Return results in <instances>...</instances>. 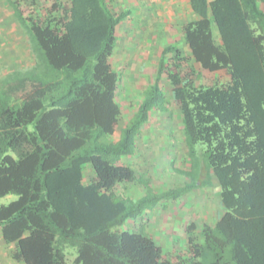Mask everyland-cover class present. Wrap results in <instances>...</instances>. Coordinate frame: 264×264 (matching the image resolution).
<instances>
[{"label":"trees","instance_id":"trees-1","mask_svg":"<svg viewBox=\"0 0 264 264\" xmlns=\"http://www.w3.org/2000/svg\"><path fill=\"white\" fill-rule=\"evenodd\" d=\"M4 1L35 61L0 75V236L9 257L68 264L75 248L73 264H264V0H189L188 53L162 48L119 132L114 0ZM163 79L188 152L207 145L225 210L198 236L189 224L187 249L172 259L152 236L125 229L157 196L118 192L136 178L123 162L148 112L170 105ZM9 195L17 199L2 202Z\"/></svg>","mask_w":264,"mask_h":264},{"label":"rangeland","instance_id":"rangeland-1","mask_svg":"<svg viewBox=\"0 0 264 264\" xmlns=\"http://www.w3.org/2000/svg\"><path fill=\"white\" fill-rule=\"evenodd\" d=\"M143 1L147 3V0H114L111 4L120 16L114 56L111 58L114 69L123 77L117 96L123 111L118 132L144 99L146 94L141 93L153 82L160 52L170 41L168 33L174 31L172 40L180 38L177 27L170 25L172 17L169 15L168 6L165 5L169 0H162L166 1L165 3L158 0L156 12L150 10L151 13L148 8L132 6L133 2L143 6ZM124 8L127 10L124 11ZM187 10L182 7V12ZM11 17L6 1L0 0V75L15 69L26 70L35 62L27 38L19 31ZM149 19L150 23L157 24L156 40H150L148 43L146 41V44L142 40L141 44L137 39H131L134 45L127 47L121 35L125 38L142 36L147 31L144 23ZM166 28L170 31L167 32ZM180 43L184 49L185 43ZM123 59L126 63L134 62L129 65L132 69H129L130 72L135 67L141 69V73H128V76L132 75L134 79L126 78L127 74L120 72L119 69L128 67V63H122ZM192 64L195 69H199L197 64ZM161 88L170 105L162 111L154 108L148 112L147 121L136 137L132 154L123 162L135 169L136 178L134 181L120 184L118 192H123L134 201L144 195H150L148 202H154L151 197L157 196L155 202L158 203L153 207H146L141 214L128 219L125 229L152 236L156 243L163 247L164 257L172 259L175 251L181 253L187 249L189 224H196L198 230L195 235L198 236L204 222L214 223L225 210L218 202L220 186L205 154L207 145L197 143L194 152H188L181 114L178 107L172 103L170 82L163 79ZM195 182H202L205 188L198 185L193 187ZM15 199L16 195H9L2 202ZM10 248L1 245L4 264H22L10 259ZM76 255V249L69 248L67 263L73 264Z\"/></svg>","mask_w":264,"mask_h":264},{"label":"crops","instance_id":"crops-1","mask_svg":"<svg viewBox=\"0 0 264 264\" xmlns=\"http://www.w3.org/2000/svg\"><path fill=\"white\" fill-rule=\"evenodd\" d=\"M162 1V0H161ZM162 2H166V1H162ZM143 3H144V1H143ZM142 3V5L143 6H139L138 5V3H134L133 2V4H132V6H135V7H144V8H148V10H149V12L151 13V11L150 10H152L153 12H156V8H157V3H158V0H147V3H144L143 4ZM167 3V2H166ZM165 3V5H167L168 6V10H169V15H170V17H172L171 19H170V22H171V26H173V27H177V29H178V33H179V35H180V38L178 39V38H176V39H173L172 40V37L174 38V31L171 33V32H169L170 30L168 29V28H166V31L167 32H169L168 34H170V35H168V37L170 38V41L168 42V43H166L163 47H165V46H167V45H169V44H175V45H177V46H179L180 48H181V46H180V42L181 41H183L184 42V39H183V34H182V32H181V28H182V25L185 23V22H187V21H189V20H193V19H195L196 18V16L193 14V12H192V9H191V7H190V2H189V0H169V2H168V4H166ZM146 5V6H145ZM184 6V8H185V10L186 9H188L187 11H185V12H182V7ZM123 8V7H122ZM125 9V8H124ZM123 9V10H124ZM127 9H125L124 11H126ZM130 10V9H129ZM151 16V15H150ZM144 25H145V29L147 30V31H145V33H143V35L142 36H133V37H130V38H125V37H123V35H121L122 36V38H123V40L125 41L124 42V44L127 46V47H130V45H134L133 43H132V41H131V39L132 40H138V41H140L141 42V44H142V42L143 43H145L146 41V43H148L150 40H156V32H157V30H156V28H157V24L156 23H150V19H149V21L145 24L144 23ZM176 30V29H175ZM176 33V32H175ZM136 40V41H137ZM143 40V41H142ZM145 43V44H146ZM125 45H124V48H125ZM126 49V51L128 50L127 48H125ZM184 52H186V53H188V49H187V47L185 46V48L183 49V48H181ZM113 56H114V54L112 55V57L111 58H113ZM131 62V61H130ZM122 63L123 64H127L126 62H125V60L123 59L122 60ZM134 62H132V63H128V67H126L124 70H121V69H119L120 70V72H122V74L123 73H125V74H127V76H128V73H131V74H133L132 72H137V73H141V69L139 68V67H135L134 69H133V71L132 72H130L129 71V69L130 70H132L131 69V66H129V65H131V64H133ZM124 66V65H123ZM121 78H122V82H123V77L121 76ZM126 78H129V79H134L133 77H132V75H129L128 77H126ZM121 85V84H120ZM120 88H121V86H120ZM218 202H220V200L218 201ZM11 247V246H10ZM3 255L1 254V249H0V259H1V263L2 264H4L5 263V261H3V257H2ZM11 259V258H10ZM12 260V259H11ZM9 264H13V262H10Z\"/></svg>","mask_w":264,"mask_h":264},{"label":"built area","instance_id":"built-area-1","mask_svg":"<svg viewBox=\"0 0 264 264\" xmlns=\"http://www.w3.org/2000/svg\"><path fill=\"white\" fill-rule=\"evenodd\" d=\"M0 248H1V236H0ZM0 264H2V263H1V259H0Z\"/></svg>","mask_w":264,"mask_h":264}]
</instances>
